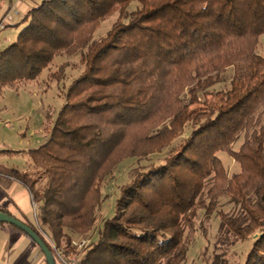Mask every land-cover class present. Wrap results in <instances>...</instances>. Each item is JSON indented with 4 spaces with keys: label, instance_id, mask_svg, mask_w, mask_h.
Wrapping results in <instances>:
<instances>
[{
    "label": "trees",
    "instance_id": "obj_1",
    "mask_svg": "<svg viewBox=\"0 0 264 264\" xmlns=\"http://www.w3.org/2000/svg\"><path fill=\"white\" fill-rule=\"evenodd\" d=\"M20 23L0 48V96L57 56L79 53L83 65L47 139L28 151L36 176L0 165L40 204L58 247L73 251L72 239L94 231L78 264H182L197 221L206 234L215 213V243L249 240L241 264H264V0H42ZM229 68L228 86L214 90ZM166 149L162 162L132 168L98 223L114 169ZM220 152L239 170L229 173ZM225 253L211 264H229Z\"/></svg>",
    "mask_w": 264,
    "mask_h": 264
},
{
    "label": "rangeland",
    "instance_id": "obj_2",
    "mask_svg": "<svg viewBox=\"0 0 264 264\" xmlns=\"http://www.w3.org/2000/svg\"><path fill=\"white\" fill-rule=\"evenodd\" d=\"M133 8L134 4L129 7V9ZM117 16L118 12H115L112 16L102 21L94 32L93 38L96 39L103 35L113 21L116 20ZM22 26L23 24L21 23L17 26H10L8 27V32H16L17 34ZM261 41L264 46V35L261 37ZM1 45H3V43ZM65 61L68 63V66L65 69L63 77L57 80V77L54 75L57 73L58 66ZM82 69L83 65L79 62V53L72 56H57L36 79L21 82L17 87L6 86L3 88L0 96V120L10 122L12 124V128H10L15 129L14 131L16 133L21 132L20 138L24 141V143L21 144V148L25 147L26 142L28 141L35 142V140H43L44 133L46 134V132L50 130V127L64 102L65 88L69 82L82 71ZM225 72L227 73L223 74L224 80L215 84L213 86L214 90L223 89L228 86V81L231 77V68ZM52 73L54 77L51 75ZM200 99H203L202 95H200ZM208 99H210V97H208ZM0 129H4V126L0 125ZM186 131H188V128H186ZM3 132L4 131L1 130L0 134ZM240 141L241 140H238V142L234 144L235 148L238 147ZM166 151L167 149L160 154L150 155L146 159L127 158L114 169L112 175L102 186L103 193L108 195V197L101 202L96 211L98 223H100L104 217L111 214L113 200L118 191V187L129 180L132 168L139 164H148L149 162L160 163L162 162V158L165 156ZM219 154L222 156V162L225 164L229 173L239 170L238 164L228 154L223 152H220ZM28 173L32 174V177L36 176V172ZM37 205V210H39L40 204L37 203ZM219 208L229 212L233 211V205L227 201V199L220 200ZM199 213L202 215L203 210H200ZM218 222V216L215 213L212 214L207 223L206 234H203L197 221V231L194 235V240L189 245L186 259L182 264H211L214 252H219L221 250H226L225 257L228 259L229 264L242 263L244 256L250 247L251 241L237 242L228 248L225 244L221 245L215 243ZM91 233L88 236L80 235L77 238H88L90 243L96 237V232L92 231ZM72 252L75 251L73 250Z\"/></svg>",
    "mask_w": 264,
    "mask_h": 264
},
{
    "label": "crops",
    "instance_id": "obj_3",
    "mask_svg": "<svg viewBox=\"0 0 264 264\" xmlns=\"http://www.w3.org/2000/svg\"><path fill=\"white\" fill-rule=\"evenodd\" d=\"M41 1H0V19L7 10L11 8L18 10L13 16V21L0 31V48L14 40L17 35L16 32H8V27L17 26L25 13ZM0 125L4 126V129H0L4 131L0 134V165L20 172H36L38 168L33 164L28 151L45 142L50 130L44 133L43 140L28 141L26 146L21 148V144L24 143L20 138L21 132L16 133L15 129H11L10 122L0 120ZM31 200L29 189L21 181L0 172V211L26 224L34 225ZM0 264H46V262L39 246L26 233L12 224L0 223Z\"/></svg>",
    "mask_w": 264,
    "mask_h": 264
},
{
    "label": "built area",
    "instance_id": "obj_4",
    "mask_svg": "<svg viewBox=\"0 0 264 264\" xmlns=\"http://www.w3.org/2000/svg\"><path fill=\"white\" fill-rule=\"evenodd\" d=\"M18 13L17 9L11 8L7 10L0 19V31L6 27L9 23L13 21V16ZM262 53H264V46L261 47ZM32 212L34 217V228L39 233V235L44 239L49 248L51 249L55 261L58 264H78L80 255L76 254L77 251L81 250L89 243L88 238H77L71 240V246L75 252L65 253L62 248L55 244L52 236H50L46 231H44L38 221L37 209L38 205L35 201L31 200Z\"/></svg>",
    "mask_w": 264,
    "mask_h": 264
},
{
    "label": "water",
    "instance_id": "obj_5",
    "mask_svg": "<svg viewBox=\"0 0 264 264\" xmlns=\"http://www.w3.org/2000/svg\"><path fill=\"white\" fill-rule=\"evenodd\" d=\"M0 222L12 224L26 233L43 252L46 264H56L51 249L35 229L3 211H0Z\"/></svg>",
    "mask_w": 264,
    "mask_h": 264
}]
</instances>
